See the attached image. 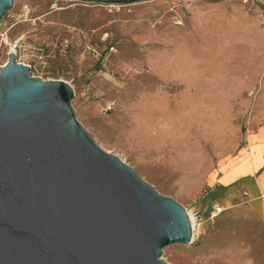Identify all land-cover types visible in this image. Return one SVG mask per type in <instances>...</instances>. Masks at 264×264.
Wrapping results in <instances>:
<instances>
[{"label": "rangeland", "instance_id": "rangeland-1", "mask_svg": "<svg viewBox=\"0 0 264 264\" xmlns=\"http://www.w3.org/2000/svg\"><path fill=\"white\" fill-rule=\"evenodd\" d=\"M113 48L110 49L109 46ZM33 75L73 89L76 117L195 221L168 264H264V211L218 176L264 123V0H13L0 22ZM221 210L208 217L211 205Z\"/></svg>", "mask_w": 264, "mask_h": 264}, {"label": "water", "instance_id": "water-1", "mask_svg": "<svg viewBox=\"0 0 264 264\" xmlns=\"http://www.w3.org/2000/svg\"><path fill=\"white\" fill-rule=\"evenodd\" d=\"M129 4L142 0H82ZM13 0H0V22ZM73 89L0 65V264H168L189 243L185 208L103 148L76 117Z\"/></svg>", "mask_w": 264, "mask_h": 264}, {"label": "crops", "instance_id": "crops-1", "mask_svg": "<svg viewBox=\"0 0 264 264\" xmlns=\"http://www.w3.org/2000/svg\"><path fill=\"white\" fill-rule=\"evenodd\" d=\"M218 180L223 194L232 197L242 189L252 208L264 211V123L245 132L236 158Z\"/></svg>", "mask_w": 264, "mask_h": 264}, {"label": "built area", "instance_id": "built-area-1", "mask_svg": "<svg viewBox=\"0 0 264 264\" xmlns=\"http://www.w3.org/2000/svg\"><path fill=\"white\" fill-rule=\"evenodd\" d=\"M100 4L108 7V9H119V7L125 5V4H121V3H105V2H99ZM110 49L113 48L112 45L109 46ZM221 210V207L219 205H217L216 203L211 205V208L209 209L208 212V217L211 218L214 215H216L219 211ZM193 221L195 223V221L200 220V217H196L195 215L192 217Z\"/></svg>", "mask_w": 264, "mask_h": 264}, {"label": "bare ground", "instance_id": "bare-ground-1", "mask_svg": "<svg viewBox=\"0 0 264 264\" xmlns=\"http://www.w3.org/2000/svg\"><path fill=\"white\" fill-rule=\"evenodd\" d=\"M12 51V50H11ZM187 215H188V218H189V220H190V224H191V227H192V230H193V228H194V221H193V218L188 214V212H187Z\"/></svg>", "mask_w": 264, "mask_h": 264}, {"label": "trees", "instance_id": "trees-1", "mask_svg": "<svg viewBox=\"0 0 264 264\" xmlns=\"http://www.w3.org/2000/svg\"><path fill=\"white\" fill-rule=\"evenodd\" d=\"M223 187H224V186H221V185H220V186L218 187V189H221V188H223Z\"/></svg>", "mask_w": 264, "mask_h": 264}]
</instances>
